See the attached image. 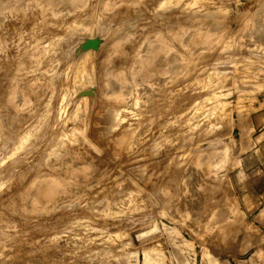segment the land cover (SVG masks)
<instances>
[{"label": "rangeland", "instance_id": "374dc122", "mask_svg": "<svg viewBox=\"0 0 264 264\" xmlns=\"http://www.w3.org/2000/svg\"><path fill=\"white\" fill-rule=\"evenodd\" d=\"M260 1L0 0V264L226 256Z\"/></svg>", "mask_w": 264, "mask_h": 264}, {"label": "crops", "instance_id": "0c3cea01", "mask_svg": "<svg viewBox=\"0 0 264 264\" xmlns=\"http://www.w3.org/2000/svg\"><path fill=\"white\" fill-rule=\"evenodd\" d=\"M230 125L223 232L233 248L223 257L220 250L203 247L187 264H264V96L236 110Z\"/></svg>", "mask_w": 264, "mask_h": 264}, {"label": "water", "instance_id": "95a60500", "mask_svg": "<svg viewBox=\"0 0 264 264\" xmlns=\"http://www.w3.org/2000/svg\"><path fill=\"white\" fill-rule=\"evenodd\" d=\"M97 48V42L96 41H89L83 46V49H96Z\"/></svg>", "mask_w": 264, "mask_h": 264}]
</instances>
